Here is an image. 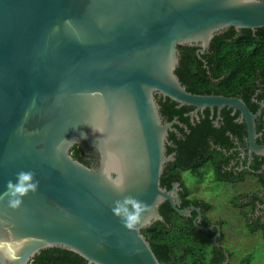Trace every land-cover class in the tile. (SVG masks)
I'll use <instances>...</instances> for the list:
<instances>
[{
	"label": "water",
	"instance_id": "water-1",
	"mask_svg": "<svg viewBox=\"0 0 264 264\" xmlns=\"http://www.w3.org/2000/svg\"><path fill=\"white\" fill-rule=\"evenodd\" d=\"M231 28H264V0H0V193L21 170L40 183L19 210L0 202V237L31 238L21 264L55 247L87 264H161L142 230L165 222L166 202L182 217L195 212V227L216 230L222 247L221 226L203 227L201 208H181V183L161 185L181 124L165 122L158 101L193 107L196 118L231 109L246 124L249 167L264 157V105L254 113L235 98L193 94L176 74L179 47L207 49ZM76 145L96 154L97 167L74 159ZM116 181L150 206L136 230L111 211L122 199Z\"/></svg>",
	"mask_w": 264,
	"mask_h": 264
},
{
	"label": "trees",
	"instance_id": "trees-1",
	"mask_svg": "<svg viewBox=\"0 0 264 264\" xmlns=\"http://www.w3.org/2000/svg\"><path fill=\"white\" fill-rule=\"evenodd\" d=\"M220 37L225 38L226 41H218L217 49L214 51L217 56L214 62L215 69L223 73V78L216 83L218 87L222 90H236L239 82L248 81L252 83L260 76H264V28L257 29L255 32L244 29L240 33L231 28L227 35L216 36V39ZM228 39L233 41H228ZM179 52L180 64L176 74L181 78L185 72V63L189 59L193 62L197 59L190 48L179 47ZM202 76L200 74L199 79ZM193 77H196V75H193ZM201 83L204 87L207 86L205 83ZM158 102L161 107V114L167 121H172L175 117H178L179 121L188 124V128L191 131L190 134H187L181 129L183 137L180 140L177 139L174 133L170 134L169 141L173 142L176 147L169 145L167 154L175 152L177 156L174 163L166 165L161 185L170 190L174 183L180 182L183 188L181 192L183 201L181 208L185 209L190 206L201 208L203 213V223L201 225L210 227L213 223L207 217V213L210 211L211 205L190 197V191L183 180V173L191 172L199 179H203V169L211 165L217 181L232 184L244 182L246 179L244 174L233 179L221 174L218 161L225 159L224 154L218 149L212 151L211 146H209V139L211 136H215L218 139L217 144L219 146L223 149H230L231 140L226 132L231 131L241 142L245 143V139H247L246 124L233 123L234 119L227 114L226 117L224 116L226 118V126H222L221 130L214 128L210 120H203L201 125L197 123V127H194L184 118V114L193 110V107H180L177 102L170 99H167L165 103L162 99H159ZM247 106L254 113L259 107L258 105ZM257 124L258 131L263 133L264 139V113ZM257 142L260 145L264 144V140L261 139ZM71 154L74 159L91 168H95L98 165L96 157L88 158L85 156L81 145H76L72 149ZM261 159L263 160L261 164H263L264 157ZM253 168L258 170L259 167ZM248 175L256 177L260 189H264V171L260 174L249 172ZM232 203L234 207L243 209L241 214L246 218L247 228L251 233L264 231V196L260 195V191L240 195L233 198ZM259 206H263V209L257 210ZM245 208L249 210L246 211ZM160 213L164 217L165 222H157L143 229L142 233L150 243L161 264H225L227 260L226 254L229 255L230 262L232 253L223 245V235L221 234L218 239L222 247H218L214 243L216 230L206 233L195 227L194 220L197 217L195 212H193L192 217H182L175 212L170 203L166 202L160 207ZM257 213L259 216H256ZM249 214L251 218H248ZM215 225H219L222 228L224 223L218 222ZM199 234H203L210 244L199 242L196 239ZM252 259V255H247L238 264H252ZM30 264H87V261L67 249L55 247L42 250L33 258Z\"/></svg>",
	"mask_w": 264,
	"mask_h": 264
},
{
	"label": "flooded vegetation",
	"instance_id": "flooded-vegetation-1",
	"mask_svg": "<svg viewBox=\"0 0 264 264\" xmlns=\"http://www.w3.org/2000/svg\"><path fill=\"white\" fill-rule=\"evenodd\" d=\"M228 31H230V29L222 31L221 33H218L216 36L227 35ZM236 32L240 33V31L239 32L236 31ZM216 36L214 37V39L212 40L211 44L209 45L207 49L203 48V46L200 44L192 45V46H188V45L185 46L191 49V52L194 54L197 60L193 62L191 59H189L185 63L186 65L185 72H184V75L180 78V81L187 88V90L193 94L235 98V99L243 101L246 105H258L259 106L257 109L258 111L260 108V105H264V76H260L258 79H255L252 83H249L248 81H241L239 82L238 89L236 90H222L220 87L216 85V83L221 78H223L222 76L223 73L218 72L219 70L215 69L214 62L217 56L215 55L214 51L217 49L218 41H226V39L222 37L216 39ZM228 41H233V40L228 39ZM200 74L203 76L199 79ZM193 75H196V77H193ZM201 82L205 83L207 86L204 87ZM161 99L164 103L167 100L163 98ZM193 112H194V109L185 113L184 118H186L188 122L194 127H197V123L201 125L203 120H210L214 128L221 130L222 126L223 127L226 126L225 117L227 116V114H229V117H232L234 119L233 123H237L240 125L245 124L239 121V114L233 115L232 110L227 109V108L222 110L219 118L217 114H212L209 109L199 112L198 113L199 118H196L195 116H193L192 115ZM263 113H264V110H263ZM261 118L262 116L258 119V121L261 120ZM163 119L165 122H173L174 120L179 121L178 117H175L172 121H167L164 117ZM179 122L181 125H174L177 131L171 132V133H174L177 139L180 140L181 137H183V132L190 134L191 131L188 128V124L182 121H179ZM181 129L183 132L181 131ZM226 133L228 134L231 140L230 149H223L221 146H219V144H217L218 139L215 136H211L209 139V144H210L209 146H211V150L214 151L215 149H218L222 151L224 154L225 159L218 161V164L220 165L221 174L226 175L227 178L233 179L235 177L241 176L242 174H244V176L247 177L249 176L248 175L249 172L251 173L256 172L259 174L262 173L264 171V163L261 164V161H263L261 158L263 157L255 156L251 162L250 167L248 165V162H249L248 154L242 151L247 148L248 144H245L247 143V139H245V143H244V142H241L240 139L236 135H234L231 131H227ZM260 139L264 140L263 133ZM81 146L83 147L86 157L88 158H91L93 156L96 157V154L86 145H81ZM170 146L176 147V145H174L173 142H170ZM171 154H174L175 161H176L177 153L171 152L169 155ZM174 162H171V163H174ZM253 167H259V168L258 170H256ZM244 182L234 183V184H243ZM226 184H232V183L227 182ZM260 195L264 196V190L262 191V193H260Z\"/></svg>",
	"mask_w": 264,
	"mask_h": 264
},
{
	"label": "rangeland",
	"instance_id": "rangeland-1",
	"mask_svg": "<svg viewBox=\"0 0 264 264\" xmlns=\"http://www.w3.org/2000/svg\"><path fill=\"white\" fill-rule=\"evenodd\" d=\"M202 174L203 179H199L191 172H184L183 180L192 199L211 205L207 217L213 225L224 223L223 245L232 253L229 264H238L247 255H252V264H264V231L251 233L246 218L241 214L243 209L234 207L232 203L233 198L259 188L256 177L247 176L243 184H226L216 180L211 165L206 166ZM248 216L251 218L250 214ZM196 239L202 244H210L203 234L196 236Z\"/></svg>",
	"mask_w": 264,
	"mask_h": 264
},
{
	"label": "clouds",
	"instance_id": "clouds-1",
	"mask_svg": "<svg viewBox=\"0 0 264 264\" xmlns=\"http://www.w3.org/2000/svg\"><path fill=\"white\" fill-rule=\"evenodd\" d=\"M94 131H96L94 129ZM64 141L56 145V152H61ZM40 183L36 179V173L33 171L21 170L16 174L15 182L9 180L6 185V191L0 193V202L7 200V206L12 210L21 209L24 198L29 194H36ZM113 189L122 196V199L114 201L111 211L117 217L123 227L127 230H136L141 225L145 213L150 210V206L132 195H124L126 187L122 181H116L112 184ZM7 223L0 220V225ZM30 237L22 239L8 240L0 237V262L2 264H21V250L30 241Z\"/></svg>",
	"mask_w": 264,
	"mask_h": 264
},
{
	"label": "crops",
	"instance_id": "crops-1",
	"mask_svg": "<svg viewBox=\"0 0 264 264\" xmlns=\"http://www.w3.org/2000/svg\"><path fill=\"white\" fill-rule=\"evenodd\" d=\"M258 183V182H257ZM259 185V184H258ZM262 189V188H261ZM260 189V187L258 188V189H256V191H260V193H262V190ZM253 192H255V191H253ZM259 209H263V206H259L258 208H257V210H259ZM256 216H259L258 215V213H257V215Z\"/></svg>",
	"mask_w": 264,
	"mask_h": 264
}]
</instances>
